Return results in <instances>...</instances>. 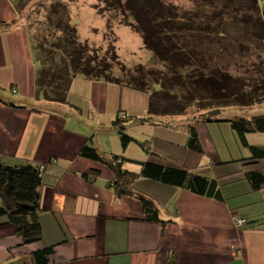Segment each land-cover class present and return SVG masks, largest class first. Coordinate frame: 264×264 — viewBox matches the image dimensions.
<instances>
[{"label":"crops","instance_id":"obj_1","mask_svg":"<svg viewBox=\"0 0 264 264\" xmlns=\"http://www.w3.org/2000/svg\"><path fill=\"white\" fill-rule=\"evenodd\" d=\"M0 22L13 23L0 31V165L39 167L42 174V240L23 244L0 218V264H23L47 247L50 264H167L171 254L176 264H264V186L254 190L246 178L251 166L241 161L245 152L228 124L198 123L199 154L187 147L186 117H150L143 92L77 78L69 104L36 101L30 38L11 0H0ZM122 114L151 119L128 125L134 141L126 149L112 126ZM226 127L231 140L219 135ZM86 145L212 178L221 200L139 178L134 189L154 202L163 223L146 221L138 198H116L111 169L80 156ZM125 168L141 171L135 163ZM92 170L100 174L86 179ZM235 213L248 225L236 226Z\"/></svg>","mask_w":264,"mask_h":264},{"label":"trees","instance_id":"obj_2","mask_svg":"<svg viewBox=\"0 0 264 264\" xmlns=\"http://www.w3.org/2000/svg\"><path fill=\"white\" fill-rule=\"evenodd\" d=\"M249 1L253 4L258 2ZM11 2L17 14L26 4L24 0ZM94 8L102 16L105 13L111 15L107 19L108 29H112L113 21L119 19L121 25L139 35L143 49L152 53V60L147 65L123 66L117 54V37L108 45L104 56H101V50L79 41L78 30L71 21L68 5L58 0L50 7L48 16L54 29L53 40L41 41L35 50L33 48L36 65L34 99L69 104L70 87L77 78L102 81L143 92L150 96V117H186L187 147L199 154H203L204 150L198 134V123L228 124L245 152L241 161L251 166L246 178L254 190H260L264 186V145L251 144L249 136L264 135V110H257L264 108V74L256 75V80L248 78V81L235 76V73L232 75L229 71L231 61L225 62L232 59L228 47L230 40L218 42V54L209 52L208 56L205 55L202 47L205 40L201 36L195 37L190 19L183 21L185 16L180 17L178 9L165 0H99ZM243 22L252 28L254 35L258 31L256 36H260V30L252 19L248 23L246 20ZM12 25L13 23L0 22V31ZM221 62L224 63L220 64ZM113 63L120 66L119 74H114ZM258 66L262 67L261 64ZM174 77L183 78L191 99L185 100L186 91L173 83ZM2 96L0 91V101H4ZM192 109L199 112L196 113L197 116H188L187 112ZM150 121V118L118 115L112 126L120 136L123 149L134 141L128 134V125L131 122L144 125ZM80 156L111 169L114 180L110 187L116 198H138L142 203L145 219L149 222L163 223L154 202L134 189V182L139 178L221 200L216 180L201 174L151 162H136L113 154L103 155L91 145L83 147ZM126 163L138 164L140 173L126 170ZM4 168L0 165V196L6 200L5 203L2 199L0 204V218H5L6 223L14 225L23 244L40 242L42 227L39 188L42 174L39 167L30 166L12 176ZM99 174V170H92L84 177L94 179ZM52 253V247L35 251L30 260H24L23 264H50ZM167 264H176L173 254L168 258Z\"/></svg>","mask_w":264,"mask_h":264},{"label":"rangeland","instance_id":"obj_3","mask_svg":"<svg viewBox=\"0 0 264 264\" xmlns=\"http://www.w3.org/2000/svg\"><path fill=\"white\" fill-rule=\"evenodd\" d=\"M56 1L58 0H24L25 7L17 14L20 23L28 31L32 52L39 42L51 41L54 38V29L51 27L48 16L50 7ZM60 1L69 7L71 21L78 30L79 41L87 42L98 51L101 50V56H104L108 45H111L117 37V54L123 66L147 65L152 60V53L143 49L142 40H139L140 43H133L131 40L133 37L139 38L140 36L121 25L119 19L113 21L112 29L107 28V19L111 15L105 13L102 16L97 12L94 6L99 4V0ZM165 2L174 5L180 17L185 16L183 21L190 19L195 37L201 36L205 40L202 45L205 55L208 56L209 52L218 54V46L216 48L218 42L230 40L228 47L232 59L225 62L231 61L229 71L232 75L235 73V76L246 78L248 81V78L256 80V75L264 74V0H258L255 4L250 3L249 0H165ZM249 19H252L253 23L258 26L260 36H256L258 31L254 35L252 28L243 22L246 20L248 23ZM214 48L216 49L213 50ZM117 65L113 63L114 74L120 72V66ZM212 67L211 64L210 68ZM173 83L179 89L186 91L185 100L192 98L182 77H174ZM257 110H264V108L260 107ZM187 113L189 117H194L199 112L192 109ZM219 135H224L227 140H231L227 127L223 128ZM105 138L102 137L101 140ZM105 140H108L107 143L111 146L110 138ZM249 140L251 144L264 145V135L252 134ZM98 141L100 144V140ZM234 153L237 154V149Z\"/></svg>","mask_w":264,"mask_h":264},{"label":"water","instance_id":"obj_4","mask_svg":"<svg viewBox=\"0 0 264 264\" xmlns=\"http://www.w3.org/2000/svg\"><path fill=\"white\" fill-rule=\"evenodd\" d=\"M28 168H29V166L22 167V168H13V167L7 166L4 168V171L7 172L10 176H12L15 173L23 172V171L27 170ZM27 243H30V242H27Z\"/></svg>","mask_w":264,"mask_h":264},{"label":"built area","instance_id":"obj_5","mask_svg":"<svg viewBox=\"0 0 264 264\" xmlns=\"http://www.w3.org/2000/svg\"><path fill=\"white\" fill-rule=\"evenodd\" d=\"M40 169L43 170L44 167H40ZM234 222H235L236 226H238V227H243L245 225H248L247 220L244 218H241L239 216L234 217Z\"/></svg>","mask_w":264,"mask_h":264}]
</instances>
